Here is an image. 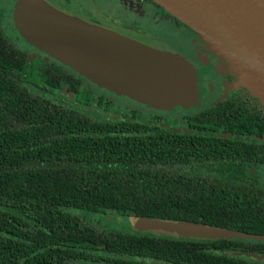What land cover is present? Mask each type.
Wrapping results in <instances>:
<instances>
[{"label":"trees","instance_id":"16d2710c","mask_svg":"<svg viewBox=\"0 0 264 264\" xmlns=\"http://www.w3.org/2000/svg\"><path fill=\"white\" fill-rule=\"evenodd\" d=\"M5 13L0 5V264H137L141 257L244 264L219 252L230 247L225 241L184 243L89 224L87 213L112 211L264 235V190L202 178V154L187 159L182 137L154 138L135 118L87 116L81 105L101 87L55 60L28 57L2 27ZM65 86L75 101L57 95Z\"/></svg>","mask_w":264,"mask_h":264},{"label":"water","instance_id":"95a60500","mask_svg":"<svg viewBox=\"0 0 264 264\" xmlns=\"http://www.w3.org/2000/svg\"><path fill=\"white\" fill-rule=\"evenodd\" d=\"M190 28L237 83L264 105V0H152ZM22 39L95 85L156 109L197 104L196 75L181 55L69 16L45 0H18ZM147 231L248 238L191 222L142 219Z\"/></svg>","mask_w":264,"mask_h":264},{"label":"flooded vegetation","instance_id":"af4514ba","mask_svg":"<svg viewBox=\"0 0 264 264\" xmlns=\"http://www.w3.org/2000/svg\"><path fill=\"white\" fill-rule=\"evenodd\" d=\"M45 1L69 16L101 26L150 47L181 55L194 68L198 98L197 104L193 106L156 109L107 89L93 86L90 104L81 105L85 107L87 116L101 118L104 121L113 118H135L140 126H143L142 133L148 132L155 136L154 138L160 134H167L172 141L175 140V136L178 139L182 137L188 151L187 159L191 160L196 150L200 155L202 154V161L197 160L198 172L202 178L209 177L213 184L224 181L232 189L264 190V105L237 83L222 60L207 51L190 28L152 0H118L122 1L126 8L134 11L138 17L145 16L147 14L145 10L153 11L155 24H167L183 37L190 36L188 51L170 50L150 43L143 28L135 26L137 25L135 22L131 24L119 22L107 18L106 15L102 19L90 11H85L83 14L72 11V5L67 4L69 2H63V5L57 6L50 0ZM1 25L4 26L3 19ZM21 41L26 48L20 50L26 52L28 57L36 55L45 61L55 60L46 56L44 52L38 51L28 42ZM65 68L64 71L68 73ZM85 84L90 86L88 82ZM58 92H63L65 96ZM56 93L69 102L76 100L75 92L70 91L67 86L56 90ZM92 106L101 110L102 113L91 115ZM236 233L247 235L248 238H194L163 231H147L139 235L184 243L225 241L230 247L224 250L219 248L220 253L235 257L244 264H264V235ZM199 249L206 250L204 247ZM137 261V264H174L149 257L137 258Z\"/></svg>","mask_w":264,"mask_h":264},{"label":"rangeland","instance_id":"374dc122","mask_svg":"<svg viewBox=\"0 0 264 264\" xmlns=\"http://www.w3.org/2000/svg\"><path fill=\"white\" fill-rule=\"evenodd\" d=\"M57 6H61L63 2L72 5V11L83 14L85 11H90L93 14L102 17L114 19L116 21H123L131 24L135 22V26L143 28L146 38L150 43L160 48H167L170 50L188 51L190 36L178 34L175 30L164 23L155 24L153 11H147L145 16L138 17L134 11L126 8L122 1L118 0H50ZM18 0H0V5L5 9L6 13L3 19L4 30L9 34V37L14 41L19 49H25L21 40L22 36L18 31L16 25L15 11ZM94 15L95 18H97ZM164 24V25H163ZM21 41V43L19 42ZM207 71V70H205ZM208 77V76H206ZM60 95L65 96L63 92H58ZM68 96V95H67ZM71 97V96H70ZM91 115L95 113H102L101 110L95 106L91 107ZM86 218L89 224L97 229L118 231L129 234H143L147 232L146 225L144 226L143 220L136 218L132 215L121 216L115 212L109 211L104 217L100 218L96 213H87Z\"/></svg>","mask_w":264,"mask_h":264}]
</instances>
